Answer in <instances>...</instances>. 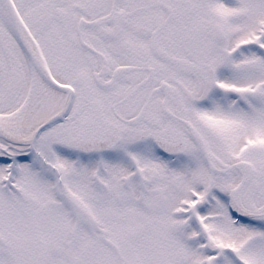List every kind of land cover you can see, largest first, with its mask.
I'll use <instances>...</instances> for the list:
<instances>
[{"label": "snow or ice", "instance_id": "obj_1", "mask_svg": "<svg viewBox=\"0 0 264 264\" xmlns=\"http://www.w3.org/2000/svg\"><path fill=\"white\" fill-rule=\"evenodd\" d=\"M0 264H264V0H0Z\"/></svg>", "mask_w": 264, "mask_h": 264}]
</instances>
